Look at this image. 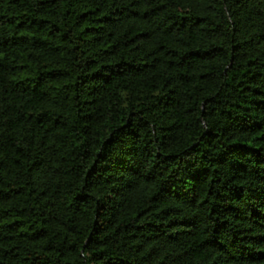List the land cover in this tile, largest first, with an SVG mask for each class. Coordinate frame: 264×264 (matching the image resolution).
Returning a JSON list of instances; mask_svg holds the SVG:
<instances>
[{
    "label": "trees",
    "instance_id": "16d2710c",
    "mask_svg": "<svg viewBox=\"0 0 264 264\" xmlns=\"http://www.w3.org/2000/svg\"><path fill=\"white\" fill-rule=\"evenodd\" d=\"M0 264H264V0H0Z\"/></svg>",
    "mask_w": 264,
    "mask_h": 264
}]
</instances>
